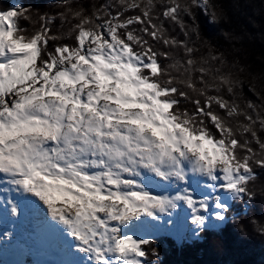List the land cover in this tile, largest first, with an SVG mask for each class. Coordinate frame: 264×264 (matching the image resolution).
Wrapping results in <instances>:
<instances>
[{"label": "snow or ice", "instance_id": "snow-or-ice-1", "mask_svg": "<svg viewBox=\"0 0 264 264\" xmlns=\"http://www.w3.org/2000/svg\"><path fill=\"white\" fill-rule=\"evenodd\" d=\"M119 4L116 15L107 7L92 16L73 13L79 20L73 28L76 46L57 45L54 51L47 48L58 39L50 34L51 18L41 17V27L26 35L18 24L30 18L25 10L0 11V185L10 186L0 191L14 189L42 202L94 264H144L142 246L149 241L123 228L139 216L175 209L179 201L191 209L193 224L205 225L207 198L195 199L188 188L154 195L137 179L142 170L185 183L190 171L211 186L220 181L221 189L240 198L255 178L253 165L264 168L258 106L246 105L254 116L219 95L223 88L234 93L231 75L209 66V59L197 61L194 48L167 37L153 0ZM192 5L207 9L210 0ZM162 8L165 19L185 28L180 16L191 15L188 5L162 0ZM134 9L140 14L124 18ZM136 24L139 29H130ZM148 38L183 48L186 59L165 68L160 57H172L155 50ZM210 61L223 64L216 55ZM181 100L194 111H181ZM239 116L246 123L234 127L230 120ZM215 208L223 221L228 205L219 196ZM11 211L18 212L15 204Z\"/></svg>", "mask_w": 264, "mask_h": 264}, {"label": "trees", "instance_id": "trees-1", "mask_svg": "<svg viewBox=\"0 0 264 264\" xmlns=\"http://www.w3.org/2000/svg\"><path fill=\"white\" fill-rule=\"evenodd\" d=\"M19 1L18 5H15ZM156 5L154 15L160 17L157 23L163 25L165 35L183 41L194 48V57L209 59V66L220 68L223 74H230L236 82L234 93L223 88L219 95L229 101H235L240 109L249 111L246 105L251 102L258 106L257 110L264 116V0H210V7L204 9L192 5V0H180L188 5L191 15L181 13L180 24L162 15V0H153ZM107 10L112 15L122 11L119 0H0V11L23 9L29 19L20 18L19 26L26 35L37 31L44 23L41 17L51 18L48 25L50 34L58 37L50 40L48 51H54L57 45L76 46L74 25L79 22L73 13L79 11L84 16H92L97 9ZM216 20L213 22L212 13ZM63 14V15H62ZM102 14V13H101ZM140 14L139 9L124 12V18ZM99 22V21H98ZM139 29L140 25H131ZM122 31V30H121ZM188 32L186 36L184 33ZM140 34V33H138ZM147 38V37H146ZM158 52H168L172 59L160 57L162 66L172 63L174 59L183 62L186 57L184 49L172 48L162 42L148 38ZM216 55L223 59L210 61ZM178 75L175 70H169ZM198 78V74L194 79ZM209 95H217L209 92ZM180 110L194 111V105L181 100ZM214 110L226 115L218 106ZM255 116V113H251ZM209 130L218 137L214 126L207 121ZM230 123L235 127L246 123L243 116L233 117ZM259 126L257 125V128ZM264 139V131H258ZM250 138V137H249ZM259 151L253 141L251 145ZM254 179L249 181L248 194L234 198L225 212V225L220 228L201 230L199 238L192 243L179 247L174 239L160 234L149 240L146 245L150 263L153 264H264V168L253 165ZM203 233V235H202ZM155 253H157L155 255Z\"/></svg>", "mask_w": 264, "mask_h": 264}, {"label": "bare ground", "instance_id": "bare-ground-1", "mask_svg": "<svg viewBox=\"0 0 264 264\" xmlns=\"http://www.w3.org/2000/svg\"><path fill=\"white\" fill-rule=\"evenodd\" d=\"M125 178L128 177L125 176ZM137 179L142 181V183L147 187V189L154 195H157L156 193L158 192L163 195L172 196L178 192H182L184 188H188L191 192L193 190L192 187H197V185L201 186L205 190H201L200 188L197 189V192L199 193H197V195L194 193L195 199L201 200L207 198L210 207L214 205L215 198L217 196L220 197V193L222 192L221 190H223L220 187V181L215 182V186H211L214 182L209 180L207 177L200 176L198 174H193L190 171L187 183L176 180L163 181L161 179H157V177L152 173H147L146 170L142 171V175ZM5 187L10 186L0 185V188ZM36 202L40 201L31 195L22 194L14 189L7 192L0 191V252L7 250V253L9 255V260L5 261L3 264H41L35 259V255L38 252L37 247H47L50 244H55L58 248L57 255L54 257L57 261L56 264H61L63 262L64 257L67 253L66 251H68V253H74L73 256H75L76 253L84 255L83 258H80L79 256L77 258L75 257V259L70 260V262L74 261V264H94V261L90 259L88 254L78 250V247L74 246V249L72 250L67 247L69 244L76 243V240L73 239L71 236L67 235L68 233L62 225L52 220V218L48 214L46 206L44 205L41 206V209L42 212L47 215L46 218L51 221L50 227H52V231H50L49 233L47 231L45 232L44 230H41L39 236L36 237L35 240L30 241L31 246H29L31 250L33 249L32 258L26 255V252L28 251L24 249L26 248L24 245H21L20 248H18L17 250L16 247L13 246L8 249L11 243L15 241L24 240V235L26 232L24 230V223L26 222L25 219L22 220L19 225H14L12 223L13 218L16 215H22L23 218L28 217L31 211L35 210ZM12 204H15L17 206L18 212L16 214H13L11 211ZM181 216L180 214L176 213L175 220L179 222ZM148 217L143 219H132V222H129L127 226L123 228V232L139 239H145V234L149 233L150 229L153 226L155 227L157 225H160L161 227L163 226V228H168L171 226L169 221L170 218L164 215L163 213H158L156 219H153V217ZM174 226V228H176V222L174 223ZM62 229H64V231H62ZM176 230H178V228H176ZM68 255L69 254H67V256Z\"/></svg>", "mask_w": 264, "mask_h": 264}, {"label": "rangeland", "instance_id": "rangeland-1", "mask_svg": "<svg viewBox=\"0 0 264 264\" xmlns=\"http://www.w3.org/2000/svg\"><path fill=\"white\" fill-rule=\"evenodd\" d=\"M18 4H19V1H16L15 5H18ZM263 4L264 3H262V5ZM263 8H264V6H263ZM142 171H145V170H142ZM157 179H160V178L157 177ZM199 188L201 190H205L203 187L198 186V185H197V187H192L193 190L191 191V193L193 194L194 198H195L194 193L197 195V193H199V192H197L198 191L197 189H199ZM221 191L222 192L220 193V198L229 207L231 201L234 198L231 197L228 192H226L224 190H221ZM156 194L157 195H163V194L158 193V192ZM172 196H174V195H172ZM31 204H33V203H31ZM41 206H43L42 202H36L35 210H32L33 213L31 211V213L28 215V217H26V220H25L26 222L24 223V230L26 232L24 235V240H21V241H22V244L26 247L24 249H26V251H28V252H26V255H28L30 258H32V256H33V254H32L33 249L31 250V248H30V246H31L30 241L35 240V238L39 236V233L41 230H44L45 232L47 231L49 233H50V231H52V227H50L51 221H49L46 218L47 215L44 212H42ZM216 211H217V209L215 208V202H214V205H212V207L209 206L208 212H202L201 213V214L205 215L206 223L203 227H200V226L192 223V212H191V209L187 206V204L183 201H179L177 203V207L175 209H169L167 212L163 213L164 215H166L170 218L169 221H170L171 226L168 228H163V226L161 227L160 225H157L155 227L153 226L150 229L149 233L145 234V239L149 241L151 238H153L155 236H158L160 234H164V235L174 239L173 243L175 245H177L179 247L185 246L186 244L192 243L194 240L199 238L201 235L200 231L202 229L220 228V227L225 225V222H226L225 219L223 221L216 219V217L214 215ZM176 213L180 214V216L182 215L179 222H177L175 220ZM147 217L142 215V216H139L138 218L143 219V218H147ZM156 218L157 217H155V219ZM149 220H151V219H149ZM130 222H132V220ZM175 222H176V228H178V230H176V228H174ZM62 231H64V229H62ZM202 235H203V233H202ZM77 244H78V242L76 241V243L69 244L67 247L70 250H72V249H74V246L78 247ZM36 247H37V245H36ZM142 247L144 248V250L146 252V257L144 258V264H153V262H151V263L149 262V261H151V257H149L150 252L149 251L147 252V250H146V245H143ZM66 252H67L66 256L64 257V260L61 264H74V261L70 262V260L75 259V257L77 258L79 256H80V258L84 257V255H82L80 253H76L75 256H73L74 253H72V252L68 253V251H66ZM67 254H69V255L67 256ZM156 254L157 253H155V255Z\"/></svg>", "mask_w": 264, "mask_h": 264}]
</instances>
